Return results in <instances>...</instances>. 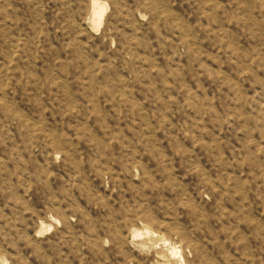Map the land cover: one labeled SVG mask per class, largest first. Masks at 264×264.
I'll return each mask as SVG.
<instances>
[{"label":"rangeland","instance_id":"1","mask_svg":"<svg viewBox=\"0 0 264 264\" xmlns=\"http://www.w3.org/2000/svg\"><path fill=\"white\" fill-rule=\"evenodd\" d=\"M0 264H264V0H0Z\"/></svg>","mask_w":264,"mask_h":264},{"label":"bare ground","instance_id":"2","mask_svg":"<svg viewBox=\"0 0 264 264\" xmlns=\"http://www.w3.org/2000/svg\"><path fill=\"white\" fill-rule=\"evenodd\" d=\"M101 13H102L101 10H98L97 11V17H100L102 15Z\"/></svg>","mask_w":264,"mask_h":264}]
</instances>
